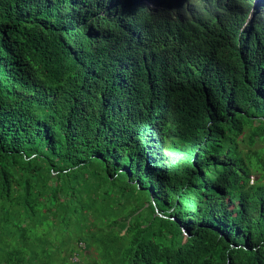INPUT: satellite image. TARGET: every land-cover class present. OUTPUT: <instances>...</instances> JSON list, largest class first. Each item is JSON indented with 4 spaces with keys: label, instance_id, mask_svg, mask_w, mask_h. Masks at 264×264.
I'll list each match as a JSON object with an SVG mask.
<instances>
[{
    "label": "trees",
    "instance_id": "1",
    "mask_svg": "<svg viewBox=\"0 0 264 264\" xmlns=\"http://www.w3.org/2000/svg\"><path fill=\"white\" fill-rule=\"evenodd\" d=\"M253 2L0 0V264H264Z\"/></svg>",
    "mask_w": 264,
    "mask_h": 264
},
{
    "label": "clouds",
    "instance_id": "2",
    "mask_svg": "<svg viewBox=\"0 0 264 264\" xmlns=\"http://www.w3.org/2000/svg\"><path fill=\"white\" fill-rule=\"evenodd\" d=\"M176 2H179L180 0H175ZM223 0H218L219 3H221ZM262 0H258V2L256 3V0H254L253 2V9H256L260 4H261ZM250 18V17H249ZM248 18V20H249Z\"/></svg>",
    "mask_w": 264,
    "mask_h": 264
},
{
    "label": "rangeland",
    "instance_id": "3",
    "mask_svg": "<svg viewBox=\"0 0 264 264\" xmlns=\"http://www.w3.org/2000/svg\"><path fill=\"white\" fill-rule=\"evenodd\" d=\"M257 2H258V0H256V3H257ZM247 22H248V20L246 21V24H247ZM143 200H145V198H143ZM79 246L82 247L81 244H80ZM70 262H71V263H68V264H73L74 262H79V258H78V259L75 258V257L72 258V259L70 258Z\"/></svg>",
    "mask_w": 264,
    "mask_h": 264
}]
</instances>
